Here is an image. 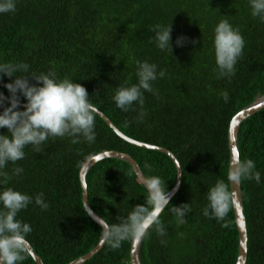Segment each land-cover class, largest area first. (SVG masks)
Here are the masks:
<instances>
[{
	"label": "trees",
	"instance_id": "1",
	"mask_svg": "<svg viewBox=\"0 0 264 264\" xmlns=\"http://www.w3.org/2000/svg\"><path fill=\"white\" fill-rule=\"evenodd\" d=\"M15 11L0 13V63H26L29 73L50 71L86 88L90 102L124 134L168 148L183 168V181L141 243L142 264H237L239 231L233 205L224 220L203 214L208 190L225 180L230 162L229 122L234 114L264 94V21L251 15L249 0H14ZM239 29L245 44L235 74L219 77L214 29L221 20ZM171 26V49L156 46L155 25ZM183 37L182 45L176 41ZM115 61V64H114ZM136 61L157 65L153 92L141 90L144 103L125 112L113 100L120 86L138 84ZM0 73V91L17 76ZM30 84L36 81L28 75ZM127 82V84L125 83ZM228 93V101L221 96ZM155 93V94H154ZM20 102L25 98L20 93ZM5 107L9 101L5 100ZM24 106H19L23 110ZM3 108H0V112ZM145 115L141 120L140 112ZM127 122V126L126 125ZM95 139L72 143L73 137H49L37 152L29 144L25 157L5 169L11 187L33 197L17 214L28 223L26 239L45 264H69L94 249L102 226L86 213L80 173L98 152L119 150L133 155L147 177H159L168 192L178 182L175 160L158 149L134 145L95 113ZM0 135H9L0 128ZM240 159L255 162L260 182L242 180L248 232L247 264H264V108L247 117L237 131ZM151 167H146L145 165ZM22 168L12 175L13 168ZM0 177V181H2ZM88 204L108 224L119 223L146 202L147 189L134 167L120 158L98 162L87 177ZM229 191H231L229 183ZM44 194L42 210L34 197ZM189 203L185 223L171 211ZM2 207V205H0ZM227 225V226H224ZM163 241V243H162ZM131 240L101 250L83 264H130ZM21 264H37L30 255Z\"/></svg>",
	"mask_w": 264,
	"mask_h": 264
},
{
	"label": "clouds",
	"instance_id": "2",
	"mask_svg": "<svg viewBox=\"0 0 264 264\" xmlns=\"http://www.w3.org/2000/svg\"><path fill=\"white\" fill-rule=\"evenodd\" d=\"M249 4L251 15L260 17L264 21V0H249ZM13 11H15L14 0H0V13ZM151 31L155 32L152 39L155 40L158 48L171 49V26L157 24ZM183 39V37L177 39L178 46L182 45ZM213 44L219 77L234 75L235 65L242 55L245 44L239 29L233 28L226 19L219 21L214 29ZM136 64L138 84L120 86L113 96L116 106L125 112L134 102H138L142 108L144 98L141 90L153 92L151 82L155 81L158 75L160 78L166 75L165 70H160L157 74V65L147 61H136ZM28 69L29 65L26 63H0V73L9 78L16 73L26 74L17 76L14 82L4 85L11 94L8 98L9 106H4L6 98L0 93V108H3L0 112V128H6L10 133V136L0 135V177L3 178L0 183L4 185L8 184L12 176L3 169L9 161L15 164L18 160L24 159L25 146L31 144L35 151L40 152V145L50 136L67 135L73 137L71 142L74 144L80 142V136L90 143L95 139V113L98 108L90 102L86 88L68 78L57 80L55 72L35 75L30 74ZM28 75L36 81V84L29 83ZM17 93L23 95L27 101L23 110H19L20 95ZM221 96L225 102L228 101L226 91L222 92ZM144 115L145 113L141 111L139 118L142 120ZM145 166L151 167L147 164ZM22 171V168H13L12 175H19ZM226 179L228 183L223 179L218 180L208 190V205L203 209L205 216L224 220L235 199V193L229 191V183L239 185L244 179H254L259 183L260 173L255 171L253 160H241L239 152L234 148ZM144 182L147 189L145 204L133 207L126 217H118L119 223L108 224L107 221H99L102 225V240L112 250L119 249L122 241L125 240L139 242L153 225L158 235L166 234L159 220V214L170 202L165 183L156 176L145 177ZM43 197L44 194L39 193L34 197V201L42 210H47L49 205L45 203ZM32 202L33 197L11 187L0 191V205H2L0 207V264H21L28 258L26 237L31 232V227L16 217ZM171 211L177 217V223L183 224L186 222L184 217L190 211V205L186 203L179 207H172Z\"/></svg>",
	"mask_w": 264,
	"mask_h": 264
},
{
	"label": "water",
	"instance_id": "3",
	"mask_svg": "<svg viewBox=\"0 0 264 264\" xmlns=\"http://www.w3.org/2000/svg\"><path fill=\"white\" fill-rule=\"evenodd\" d=\"M0 93H2L0 91ZM4 97L6 98L5 100L9 101L8 98L9 96L5 95L2 93ZM25 102H20L19 106H25ZM264 108V94L259 98L258 100H255L242 108L240 111H238L231 119L229 123V150H231V160L233 158V149L235 148L239 152L240 156V150L238 148V142H237V129L240 125V123L246 119L247 117L253 115L254 113L262 110ZM99 114L105 121L106 123L114 129V131L120 135L123 139L127 140L128 142L140 146V147H145L149 149H158L161 150L165 153H168L176 162L177 167H178V182L173 186L168 191V194L170 195V199L172 196L176 193V191L179 189L180 185L182 184L183 181V168L181 165V162L177 155L173 153L171 150L164 146L160 145H155L151 144L148 142H143L136 140L126 134H124L120 129L116 127V125L112 122V120L104 114L101 110L98 109L96 112ZM99 157V159H97ZM111 157H116L123 159L125 161H128L135 169L137 175L139 178L142 180L143 184L145 185V177L146 174L144 173L140 163L137 161V159L123 151L119 150H104L101 152H98L96 155H94L90 160H88L85 165L83 166L81 173H80V184H81V189H82V203L84 206V209L86 213L90 216V218L97 223L98 225H101L99 223L100 220L106 221L103 217L95 213L92 208L88 204V187H87V177L90 172V170L98 164L99 161L106 159V158H111ZM241 187L242 183L239 185L231 184V192L235 193V199L233 203V208H234V213H235V219H236V224L237 228L239 231V249H238V257H237V264H247L248 260V232H247V223L245 219V214H244V208H243V201H242V192H241ZM160 215V214H159ZM102 226V225H101ZM144 238V237H143ZM143 238L137 242L135 240H131V245H130V251H129V257H130V264H142L141 262V256H140V251H141V243ZM27 240V239H26ZM102 236L100 238V241L98 245L92 249L89 253L86 255L77 258L76 260L70 262L69 264H83L90 260L93 256H95L102 248L103 244ZM27 248L29 250L30 255L33 257V259L37 262V264H45L42 258L39 256L38 253L34 250L30 242L27 240Z\"/></svg>",
	"mask_w": 264,
	"mask_h": 264
},
{
	"label": "snow or ice",
	"instance_id": "4",
	"mask_svg": "<svg viewBox=\"0 0 264 264\" xmlns=\"http://www.w3.org/2000/svg\"><path fill=\"white\" fill-rule=\"evenodd\" d=\"M97 159H99V157H97Z\"/></svg>",
	"mask_w": 264,
	"mask_h": 264
},
{
	"label": "bare ground",
	"instance_id": "5",
	"mask_svg": "<svg viewBox=\"0 0 264 264\" xmlns=\"http://www.w3.org/2000/svg\"><path fill=\"white\" fill-rule=\"evenodd\" d=\"M258 100V99H257Z\"/></svg>",
	"mask_w": 264,
	"mask_h": 264
}]
</instances>
